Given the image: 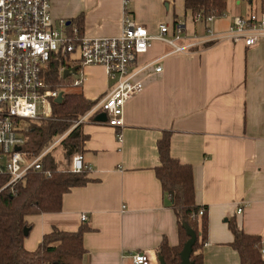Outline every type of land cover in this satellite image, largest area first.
<instances>
[{"label":"crops","instance_id":"obj_1","mask_svg":"<svg viewBox=\"0 0 264 264\" xmlns=\"http://www.w3.org/2000/svg\"><path fill=\"white\" fill-rule=\"evenodd\" d=\"M128 7L150 34L161 24L173 29L178 23L190 37L186 41L205 33L184 0H129ZM261 9L264 0H227L224 15L210 26L221 35L234 16ZM50 10L54 18L74 20L89 37L118 36L122 30L123 0H50ZM169 51L156 40L139 56L144 63L164 55L162 71L146 77L142 92L125 104L122 128L94 121L95 115L81 123L90 181L65 193L59 212L27 216V250L36 249L54 227L75 231L81 225L91 227L83 235L81 264H135L131 254L143 250L158 261L164 239L177 245L176 216L154 170L156 142L166 131L171 156L192 167L196 203L207 206L203 264H240L229 219L261 237L264 258V38L253 47L211 40L185 53ZM82 73L79 91L90 101L113 86L103 66L87 65Z\"/></svg>","mask_w":264,"mask_h":264},{"label":"built area","instance_id":"obj_2","mask_svg":"<svg viewBox=\"0 0 264 264\" xmlns=\"http://www.w3.org/2000/svg\"><path fill=\"white\" fill-rule=\"evenodd\" d=\"M128 3L129 0H123L120 35L89 37L66 19L54 18L50 0H0V174L8 177L2 189L12 187L31 171H39L40 160L55 150L68 132L37 155L24 149V131L29 121L50 118L52 102L62 94V90L50 89L47 83V71L53 62L61 63L58 75L64 79L69 77L71 87L82 85V67L87 65L103 66L108 79L113 81L111 89L75 120L74 126L104 112L107 119L102 123L122 128L125 104L142 92L146 77L162 71L159 61L164 55L144 63L138 61L154 41L167 44L170 47L167 54H175L211 40H229L253 47L264 38V9L234 16L221 35L215 34L210 26L213 16L202 20L197 14L193 20L205 24V33L200 37L193 34L192 40L186 41L189 36L184 33L183 23L173 29L161 24L157 34H150L132 18ZM75 66V73L63 77L65 70L71 71ZM117 136L120 138L119 133ZM70 169L81 172L91 167L83 162L81 154H76ZM242 208L238 206V214ZM203 211L201 208L198 215ZM87 219L86 213L80 214L81 221ZM131 258L135 264H159L145 250L133 252Z\"/></svg>","mask_w":264,"mask_h":264},{"label":"trees","instance_id":"obj_3","mask_svg":"<svg viewBox=\"0 0 264 264\" xmlns=\"http://www.w3.org/2000/svg\"><path fill=\"white\" fill-rule=\"evenodd\" d=\"M226 4L227 0H184L185 10L193 18L199 14L202 20L207 16L216 18L224 15ZM73 21H69L70 24ZM60 64L53 62L48 68L47 83L50 89L62 90V99L52 102L50 118L29 121L24 131V149L37 155L68 131L56 147H59L61 159L53 154L54 150L47 153L40 160L39 171L27 173L21 181L4 189L2 187L8 177L0 174V264H81L86 253L83 235L91 230L88 225H81L75 231L54 227L43 235L32 251L23 244L31 226L27 216L59 212L63 195L73 187L83 186L90 181L88 171L73 172L70 166L72 157L81 154L87 138L82 131V124L74 126V121L96 102L86 99L80 91L68 89L71 79L59 77ZM156 147L159 164L154 169L155 174L163 193L170 197L178 227V244L170 246L164 239L157 249V255L166 264H180L179 253L189 239L185 228L188 226L196 235L190 262L203 264L202 247L208 231L207 206L195 201L192 167L171 156L169 132H163ZM201 208L204 211L198 215ZM228 228L233 235L231 246L238 252L240 264H264L261 237L244 232L234 219L228 220Z\"/></svg>","mask_w":264,"mask_h":264},{"label":"water","instance_id":"obj_4","mask_svg":"<svg viewBox=\"0 0 264 264\" xmlns=\"http://www.w3.org/2000/svg\"><path fill=\"white\" fill-rule=\"evenodd\" d=\"M77 67H73L71 69V71L69 70H65L64 71V74H63V77H67L69 76L71 73H75ZM62 99V94H60L57 98H56V102H60ZM107 117H106V114L104 112H100L98 114H96L94 117H93V120L94 121H97V122H104L106 121ZM186 228V233L188 234L189 236V239L184 243L180 253H179V256H180V264H191L190 262V254H191V250H192V246L195 242V239H196V235L195 233L192 231V229H190L188 226L185 227ZM25 232H27V229L25 230ZM158 261L160 264H166L164 262V260L158 256Z\"/></svg>","mask_w":264,"mask_h":264},{"label":"rangeland","instance_id":"obj_5","mask_svg":"<svg viewBox=\"0 0 264 264\" xmlns=\"http://www.w3.org/2000/svg\"><path fill=\"white\" fill-rule=\"evenodd\" d=\"M69 90H72V91H79L80 90V87H69L68 88ZM68 89H66V91H68ZM53 154L56 155V157L60 160L61 159V153L59 151V147L56 148L53 152Z\"/></svg>","mask_w":264,"mask_h":264}]
</instances>
